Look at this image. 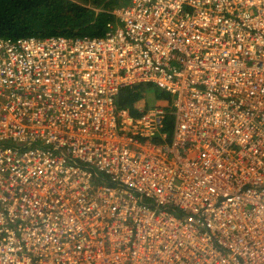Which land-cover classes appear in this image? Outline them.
Listing matches in <instances>:
<instances>
[{
  "label": "built area",
  "instance_id": "obj_1",
  "mask_svg": "<svg viewBox=\"0 0 264 264\" xmlns=\"http://www.w3.org/2000/svg\"><path fill=\"white\" fill-rule=\"evenodd\" d=\"M112 13L0 37V264H264V0Z\"/></svg>",
  "mask_w": 264,
  "mask_h": 264
},
{
  "label": "trees",
  "instance_id": "obj_2",
  "mask_svg": "<svg viewBox=\"0 0 264 264\" xmlns=\"http://www.w3.org/2000/svg\"><path fill=\"white\" fill-rule=\"evenodd\" d=\"M128 0H0V37L64 35L102 36L106 24L115 16L114 9ZM151 89L157 104L169 109L171 96L151 85L125 88L118 96L120 107L134 115L144 106L146 91Z\"/></svg>",
  "mask_w": 264,
  "mask_h": 264
},
{
  "label": "rangeland",
  "instance_id": "obj_3",
  "mask_svg": "<svg viewBox=\"0 0 264 264\" xmlns=\"http://www.w3.org/2000/svg\"><path fill=\"white\" fill-rule=\"evenodd\" d=\"M140 85H151V84H139V86ZM152 87L153 88H157L156 85H152ZM145 95H146V97H145V99H143V103H142L144 106H146V105L147 106H150V105L155 104L156 100H155V97H154V92L151 89H149L148 91H146Z\"/></svg>",
  "mask_w": 264,
  "mask_h": 264
}]
</instances>
